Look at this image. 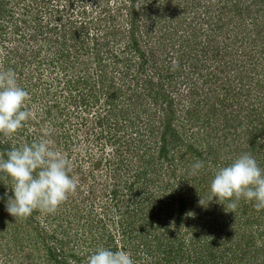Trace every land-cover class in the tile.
Returning a JSON list of instances; mask_svg holds the SVG:
<instances>
[{
  "label": "trees",
  "instance_id": "trees-1",
  "mask_svg": "<svg viewBox=\"0 0 264 264\" xmlns=\"http://www.w3.org/2000/svg\"><path fill=\"white\" fill-rule=\"evenodd\" d=\"M127 1H129V11L126 12L127 23L125 27L122 26L124 38L122 54L128 55L125 60L122 57V69L123 75L128 76L132 81L128 84L129 87L134 86L122 92L121 104L117 101L120 97L118 89L112 87L100 89L95 84L87 88V92L90 91L91 95L80 98L84 107L91 105L95 107L100 100L96 95L100 92L103 98V107L107 108L104 114L94 117L92 124L96 127L92 126V129L98 128L97 137H106L105 141L109 143L108 145H115L113 149L117 159L110 161L115 170L112 176L118 180L121 169L123 172L122 185L114 184L109 191L113 200L116 199L121 188L122 197L130 192L140 193L141 188L156 187L161 192H166L169 187L172 188L168 197L171 196L175 209L172 208L169 216L170 221H165L162 225L163 228L158 226L159 229L153 235V238L159 239L156 241L157 260L155 264H233L235 260L240 263L249 262L246 264H260L261 262L250 261L253 253L261 255L263 257L261 264H264V236H262L264 228L262 227L259 234V238H263L260 243L253 234L254 230L251 232L241 230L244 225H252L254 222L264 225V209L257 211L254 207L255 201H250L246 205V209L242 211L243 215H251L252 219L249 218L250 216L244 222L233 219L231 225L219 226L221 233L224 227L228 229L226 232L228 235L225 236L228 245L226 254L223 250L216 248L214 238L209 237L206 233L202 234L195 222H189L187 229L184 227L185 224L180 225L190 212L198 213L203 205L205 206L199 201L203 195L205 196L203 192L210 186L214 175V172L208 169V162L215 169L231 162L222 157L220 147L223 146V143L215 145L212 141L210 145H201L200 143V139L208 135L207 125L211 124L212 116L213 118L218 117V112L223 114L222 128L229 131L228 136L222 134L223 139L233 137L231 135L234 134L235 129L242 127L244 129H240L245 132L249 145L256 149L264 146V143L262 144L264 116L259 115H264L260 112L264 111V0H208L209 4L203 9H199V0H179L183 9H194L193 18H199L201 23L195 26L196 29L192 31L191 35H187L181 25H178V29L180 28L183 35L175 40L177 44H172L169 41L170 38H175L174 32L177 30L176 28L171 31L172 21H175L177 25V17H181L180 19L184 22L186 18L183 19L182 16L175 14L176 10L167 13H165L166 10L161 11L167 14L165 15L158 9L156 17H153L150 10L139 7L137 4L139 0ZM174 1L164 0V3L167 7ZM174 8L178 9L177 6ZM83 17L85 18L84 15ZM153 20L155 21L153 22ZM149 21L158 29L151 28L149 30L145 25ZM72 24L74 26L87 24V22L74 19ZM72 24L70 22L71 26ZM143 25L145 26L142 32ZM176 25H173L172 28ZM186 26L189 27V23L184 25V27ZM203 27L207 29L204 30L205 36L200 40L198 36ZM81 34L85 35L83 32ZM143 35L150 40L149 46L145 44V40H142ZM119 40L122 41L121 36ZM79 42L82 45L84 43L83 40ZM90 42L92 46H82L84 49L77 52L75 60L79 63V59L83 63L82 57L91 52L92 54L87 59L92 57L97 65H101L98 66L100 73L102 70L101 76L107 77L102 65V56L94 46L97 36L91 37ZM143 42L144 44H142ZM62 58L64 59L63 54ZM209 65L211 68H207ZM256 75H261V79L256 78ZM186 81L194 82L186 85ZM252 82H258L256 85L257 88L260 87L258 90L262 91L261 101L263 103L259 105L260 111L255 119L257 122L255 126H251L254 121L251 117L243 125L242 119H238L237 114L230 118L228 113L224 112L228 108L231 112H240L248 108V105L239 104V108L232 110V105L241 101L243 95L251 97V92L256 86ZM79 84H90V79L86 75L84 78L83 76L74 79L70 77L66 86L75 87ZM260 90L257 92H261ZM82 95L88 94L83 93ZM202 95L205 97L200 99ZM108 115L112 116L114 122L108 121L111 117L107 119ZM122 119L125 126H122L121 129L119 123H122ZM188 120L192 122L186 125ZM140 124H145L144 128L141 129ZM110 125L113 127L112 130L108 127ZM126 126L134 131V135L131 138H124L122 156L120 157L119 132L121 131L123 136L131 135L124 130ZM218 126L215 129H219L220 132ZM186 127L192 129L190 137L183 133L186 131ZM231 128L234 132L230 131ZM105 132L107 133L105 134ZM146 135L148 141L153 140V142L146 144ZM261 138L263 139L261 140ZM12 147L11 141L0 134V153H6ZM238 147L235 146L233 149L229 145V152L226 153L234 154L235 151V153L238 152L236 154L238 156L244 152ZM255 151L252 152L253 157ZM237 156L234 155L233 158L235 159ZM259 157L254 158L259 166L264 168L261 155ZM133 158L135 160H132ZM196 161H202L204 167L203 170H199L198 174L192 175V165ZM163 165H166V168ZM188 173H191L190 181L187 180L188 182L181 186L180 181ZM166 175H169V180L172 179V184L168 182L166 184ZM6 182H11V179L0 173V186L5 185ZM94 188L91 185L92 192ZM213 199L215 205L218 206V199L215 197ZM203 202L205 201L203 200ZM122 203L124 204V199H122ZM228 203V200L223 203L225 209H227ZM126 211L128 212L127 209ZM217 211L209 210L212 212L211 216H206V218L202 216L200 225L204 228L209 227L211 223L218 222L219 216L224 222L227 214L220 212L217 216L216 213L219 212ZM247 211L254 212L253 216L247 214ZM36 214L34 211L29 216L30 220ZM154 216V212L143 213L139 219H146V222L141 224V228L144 224L153 226L155 224ZM59 218L60 216L57 214L53 219L58 220ZM67 221L71 224L70 218ZM70 226H72V230L75 229L73 224L67 227ZM256 227H259V224ZM125 231L129 230L125 229ZM129 232L132 233V231ZM76 234L75 230L73 235L76 236ZM43 239L47 247L51 239L56 241V244L49 248L48 254L50 261H53L54 264H86L88 256L93 253L90 250L91 246L81 250L80 247L84 245L77 241L72 242V237L67 231L53 229ZM144 247L150 249L147 244ZM229 252L230 256L228 257Z\"/></svg>",
  "mask_w": 264,
  "mask_h": 264
},
{
  "label": "rangeland",
  "instance_id": "rangeland-1",
  "mask_svg": "<svg viewBox=\"0 0 264 264\" xmlns=\"http://www.w3.org/2000/svg\"><path fill=\"white\" fill-rule=\"evenodd\" d=\"M180 2L175 0L167 7L164 0H139L137 4L139 7L150 10L153 17H156V10L158 9L160 13L165 10V13L176 10L175 14L182 16L183 19L186 18L184 22L180 19L181 17H177V25L175 21H172L173 25L176 26L172 28V25L171 31L172 29L176 30V28L177 30L174 32L175 38H170L169 41L172 44H177L175 40L183 35L180 28L178 29V25H181L187 35H191L192 31L196 29L195 26L201 23L199 18H193L194 9H183ZM199 3V9H203L209 4V1L199 0ZM174 6H177L178 9H173ZM128 11L129 1L127 0H0V66L5 69L12 68L16 72L18 83L30 94L29 107L35 111L34 119L26 122L24 127L14 135L4 136V138L10 140L13 147H18L25 142L31 143L33 140L42 138L45 130L50 131L56 149L67 154L73 162L71 174L79 178L78 190L75 194L69 196L68 200L59 207L55 214H44L37 210V214L32 217V220L29 217L26 219L15 218L7 212V200L13 195L12 182H6L5 185L0 186V264H54L53 261H50L48 254L49 248L53 247L56 241L51 239L48 247L43 241V237L53 229L67 231L72 237V242L77 241L79 244L84 245L80 247L81 250H84L87 246H91L90 250L93 252L98 247L109 248L113 251L122 247L132 253L136 264H155L157 260L156 241L159 239L153 238V235L159 229L158 226L163 228L162 225L165 221H170L169 216L172 208L175 209L171 196L168 197L172 188L168 185L169 188L166 192L158 191L156 187L151 189L141 188L140 193L130 192L124 197H122L121 188L116 199L113 200L109 191L114 184L122 185L123 172L121 169L118 180L112 176L115 170L113 163L110 161L117 159L116 152L113 149L115 145H108L109 143L105 141L107 140L106 137L98 138V128L92 129V126L96 127L92 124L94 117L104 114L107 108L103 107V98L100 92L96 95L100 100H98L95 107H92V105L84 107L80 101L81 96L88 97L91 95L90 91L87 92V88L95 84L100 89L110 87L118 89L120 97L117 101L121 104L122 92L134 86L129 87L128 84L132 81L128 76L123 75L122 69V57L125 60L128 55L122 54L124 48L122 26L125 27L127 23L126 12ZM74 19L85 20L87 24H77L74 27L72 24ZM187 23H189V27H184ZM145 25L149 30L151 28L158 29L150 21ZM145 25L141 27L142 32ZM74 28H76V31H74ZM205 29L207 28L203 27L198 36L200 40L205 36ZM82 32L85 35L81 34ZM117 34L120 35L116 36ZM94 36H97V45L94 46L97 47L102 56V65L105 68L107 77L101 76L102 70L100 73V67H98L101 65H97L92 57L87 59L92 54L91 52L82 57L83 63L79 59V63L75 60L77 52L84 49L82 46H92L90 38ZM120 36L122 41L119 40ZM142 38V40H145V44L149 46L150 40L144 35ZM80 40H83V45L79 42ZM207 68H211V66L209 65ZM85 75L90 79V84H79L75 87L66 86L70 77L74 79L83 76L84 78ZM260 76L256 75V78L259 79ZM191 82L186 81V85L187 83L191 84ZM257 83L252 82L254 85ZM197 86L200 87L199 84ZM112 88L111 90H113ZM258 88L256 85L254 91L251 92V97L243 95L241 101H237L232 105V110L239 108V104L248 105V108L240 112H231L228 108L224 112L228 113L230 118L237 114V118L242 119L243 125L251 117L254 119L251 126H255L257 124L255 119L260 111L259 105L263 104L261 101L262 91L259 89L261 92H257L259 91ZM83 93L88 95H82ZM203 97L205 95H202L200 99H203ZM260 112L264 113V111ZM259 115L264 116L263 114ZM110 116L108 115L107 119ZM215 118L211 117V124L207 125L208 135L200 139L201 145H210L211 141L214 145L223 143V146L220 147L222 157L225 158L224 160L229 159L230 161L234 159V155L237 156L238 152L235 153L234 151V154L226 153L229 152V145L233 149L235 146H239V150L251 155L256 150L254 157L260 158L261 155L264 162V146L256 149L249 145L245 132L240 129L242 127L235 129V132L231 128L230 131L234 132L231 135L233 137L223 139L222 134L229 135V131L222 128L223 114L218 112V117ZM108 121L114 122L112 116ZM123 121L122 119V123H119L121 129L122 126H125ZM191 122L188 120V123L185 124L188 125ZM144 125L140 124L141 129L144 128ZM217 126L220 128V132L219 129H215ZM108 127L110 130L113 128L112 125ZM124 130L131 135L123 136L122 132H119L120 157L122 156L124 138H131L134 135V131L127 128V126ZM186 131H183V133L190 137L192 129L186 127ZM193 136L196 135L193 134ZM145 140L146 144L153 142V140L148 141L147 135ZM263 143L264 139L262 140ZM132 160H135V158ZM209 163L208 169L215 173L217 169ZM163 166L166 168V165ZM184 176L180 181L181 186L190 181L191 173ZM166 178L168 179H166V184L167 182L172 184L169 175H166ZM91 185L95 187L93 192ZM204 193L205 196H202V200L205 201V206L203 205L198 213L190 212L180 225L185 224L184 227L186 228L189 222H195L201 229L202 234L206 233L209 237L214 238L216 248L223 250L226 254L228 245L225 236L228 235L226 234L228 229L224 227L221 233L219 226L231 225L233 219L241 222H244L249 216L252 219L251 215L242 214L250 201L241 199L233 213L223 206V203L227 200L218 201V206L215 205L214 199H211L210 196V186ZM122 199H124V204ZM208 199L211 200L208 201ZM210 202H212L211 205ZM209 210H218L217 216L220 212L227 214L225 223L222 222V218L219 216V218L217 217L218 222L211 223L209 227L204 228L200 225L202 216L205 218L211 216L212 212H209ZM145 212L155 213L153 217L155 224L153 226L144 224L141 228V224L145 223L146 219L140 220L139 218ZM57 214L60 218L54 220L53 218ZM247 214L253 216L254 212L247 211ZM69 218L71 224L75 227L73 230L72 226L67 227L71 225L67 223ZM257 224H259V227H256ZM262 227L264 228L263 224L254 222L252 225H244L241 230L250 232L254 230L253 234L260 243V240L263 239L262 237L259 238ZM125 229L132 231V233L125 231ZM255 229L257 230L255 231ZM75 230L77 231L76 236L73 235ZM262 236H264V232ZM145 244L149 245L151 250L145 249ZM53 249L56 251L55 248ZM253 254L250 261L262 263L263 257L258 253ZM227 256H230V252ZM246 263L249 262L233 261V264Z\"/></svg>",
  "mask_w": 264,
  "mask_h": 264
},
{
  "label": "clouds",
  "instance_id": "clouds-1",
  "mask_svg": "<svg viewBox=\"0 0 264 264\" xmlns=\"http://www.w3.org/2000/svg\"><path fill=\"white\" fill-rule=\"evenodd\" d=\"M29 101L30 94L18 83L16 72L0 66V134L10 137L35 118ZM203 167L202 161H196L192 165V175L198 174ZM72 170V160L56 149L48 130L38 140L0 153V173L12 182L13 195L7 200V212L15 218L24 219L37 210L55 214L78 190L79 178L71 174ZM210 191L211 199L230 201L227 208L233 213L241 199L255 201L256 210H262L264 168L250 153H241L215 171ZM199 203L204 204L202 199ZM86 264H136V261L132 253L122 247L115 251L98 247L88 256Z\"/></svg>",
  "mask_w": 264,
  "mask_h": 264
}]
</instances>
